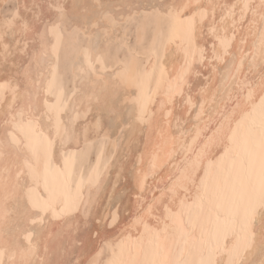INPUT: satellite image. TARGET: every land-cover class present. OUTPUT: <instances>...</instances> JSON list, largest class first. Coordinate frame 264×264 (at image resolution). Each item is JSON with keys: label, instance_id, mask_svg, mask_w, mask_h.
<instances>
[{"label": "snow or ice", "instance_id": "1", "mask_svg": "<svg viewBox=\"0 0 264 264\" xmlns=\"http://www.w3.org/2000/svg\"><path fill=\"white\" fill-rule=\"evenodd\" d=\"M31 3L37 9L31 21L20 15V4L0 15V63L12 55L6 37L13 30L24 37L21 52L32 47L30 59L19 74L0 77V222L15 214L29 226L56 224L73 217V213L79 215L81 207L87 216L88 206L80 187L71 185L66 170L59 183L47 180L54 141L45 134V121H54L55 135L62 137L67 129L61 115L70 98L84 95L88 105L114 118L113 123L120 125L119 135L134 124L151 128L154 114L150 113V85L154 74L147 67L141 71L139 54L130 45L127 31V25L139 19L147 23L136 27L137 46L149 40L153 51L175 45L185 56L175 80L169 82L166 100L161 104L162 119L163 114L173 116L169 108L176 102L175 97L182 99L185 111L198 109L197 122H203L208 114L207 100L199 101L211 97L216 105L215 116L203 122V128H194L187 138L184 132L172 138L178 143L183 141L180 149L185 159L168 177L159 195L153 194L150 201H145L148 175L173 157L172 152L161 156L159 144L153 147L148 172L136 175L139 194L134 224L142 225L144 232L135 241L129 236L115 245L108 242V221L115 223L117 219L111 210L114 205L110 206L107 219H100L103 227L100 222L96 224L95 240L103 246H93L83 264H255L251 257L257 251L264 256V0L258 5L250 0L223 4L129 0L121 5L129 9L126 16L116 15L104 0H95L101 13L91 21L72 15L64 0ZM7 4L9 0H0V8ZM45 11L47 18L41 20ZM210 20L212 25L231 21L232 34L226 30L221 35L216 27L209 26L218 42L209 53L197 47V33ZM244 22L249 32L256 30L251 43L236 31L237 23ZM20 43L15 41L17 46ZM113 45L117 53L125 52L122 59L112 55ZM237 45L242 46L239 51ZM69 47L74 57L71 75L78 85L71 90V97L59 67L61 53ZM207 55H211V61L206 60ZM225 57L230 59L225 61ZM197 58L201 63L208 62L217 79L214 83L212 76L207 77L208 84L199 90L194 104L192 96H184L183 85ZM45 65L47 75L39 71ZM219 65H224L222 70ZM130 89L135 90L134 94ZM209 124L212 135L204 143L201 133L207 136L204 129ZM158 127L153 135L166 144L170 134L163 124ZM94 129L98 130L95 134L101 147L118 145L119 136L112 140L101 119H97ZM209 144L216 148L215 154L209 153ZM143 157L141 153V161ZM101 175L98 161L89 181L95 189L101 187ZM84 224L89 227L87 220ZM24 232L27 247L17 250L0 245V264H36L39 249L33 243L34 232L31 227ZM106 255L108 258L102 259ZM39 264L49 262L41 256ZM259 264H264V259Z\"/></svg>", "mask_w": 264, "mask_h": 264}, {"label": "bare ground", "instance_id": "2", "mask_svg": "<svg viewBox=\"0 0 264 264\" xmlns=\"http://www.w3.org/2000/svg\"><path fill=\"white\" fill-rule=\"evenodd\" d=\"M13 1H15V5H21L20 15L24 19L31 21L37 12V9L32 7L31 0ZM64 2L66 7L70 9L71 14L77 18L91 21L99 17L101 13V9L97 7L95 0H64ZM128 2L129 0H104V3L109 5L111 10L118 16L128 15L129 9L121 7V5H126ZM136 2L147 3L149 0H136ZM152 2H155V0H152ZM200 2L223 4L237 3L239 0H200ZM250 2L253 5H258L260 0H250ZM1 10L2 8H0V15H2ZM47 15L48 13L45 11L41 20L46 19ZM219 16L220 10L217 9V21H219ZM237 19H239L238 15ZM146 23V21L138 19L132 24L137 27L138 24ZM132 24L127 25V28ZM231 24V21H225L212 25L210 20L197 33V47L204 48L206 52L209 51L210 53L213 44L218 42L209 30V26L216 27L221 35L226 30L231 35ZM127 31L130 45L139 54L138 63L141 71L147 67V70L154 74L150 85L153 93V104L150 105V113L154 114V123L151 128L134 124L130 129H126L122 135H119L118 128L120 125L113 123L114 118L110 119L106 112L101 113L97 106L88 105L82 94H78L66 101V112L61 115V120L65 122L63 127L67 131L62 134V137H56L53 130L54 121L49 123L46 119L45 134L50 135V138L54 141L51 151V168L48 170L47 180L50 183H59L65 178L64 173L66 170L71 185L80 187L83 202L88 206V213L85 216L84 208L81 207L79 215L73 213V217L56 224L48 223L29 226L21 222L15 214L9 215L6 220L0 222V245L17 250L27 247V241L24 239L27 233L24 230L31 227L34 232L33 243H36L39 249L36 264H39V257L41 256L49 264H72L73 261L83 264L89 257L93 246H103L101 241L95 240L96 224L100 222L101 227H103V222L100 219L101 217L107 219V209L113 205L114 207L111 210L117 219L115 223L108 221V231L105 233L108 236V242L115 245L129 236H131L132 241L137 240L138 236L144 232V229L142 225L134 224L137 212L136 196L139 194L136 191V175L140 172H148L151 160L149 154L152 152L153 147L159 144L161 156L172 152L173 157L164 160L153 174L148 175L145 182L146 194L143 197L145 201H150L153 194L159 195V190L164 188L168 177L185 159L180 149V143L183 141L181 140L178 143L172 138H179L180 132H184L187 138V134L194 128H203V122H207L210 116H215L216 105L212 103L211 97H205L199 101L204 103L207 100L206 112L208 114L203 116V122H197L196 120L198 109L185 111L186 106L182 99L175 97L174 100L176 102L169 108L173 116L168 117L167 114H163L162 119L161 104L166 100L169 82L175 80V73L184 64L185 56L175 45H168L167 48L161 47L159 51H153L149 40L147 44L137 46V42L130 41L129 28ZM236 31L239 36L245 37L249 43L257 35L255 29L249 32V26L246 22L237 23ZM123 35L124 33L121 32V36ZM16 40L21 41L19 46L15 44ZM23 40L24 37L18 30H13V33L6 37V42L10 45L9 51L12 52V55L7 62L0 63V77L6 78L13 74H19L21 68L27 64L31 56L32 47L30 46L27 52H21ZM116 47V45L112 46V55H118L122 59L125 56V52L120 51L117 53ZM239 47L242 46L237 45V51H239ZM73 59L70 47L61 53L59 67L61 75L64 76L65 90L69 97H71L73 87H78L71 75ZM229 59V57H225V61ZM206 60L211 61V55H207ZM207 61L201 63L198 58L194 60L185 77L186 84L183 85V93L185 97L192 96L194 104L197 103L199 90L208 84L207 77L211 78L212 76L214 83L217 79L216 74L211 73V66ZM50 62L55 66L54 59L50 58ZM215 63L213 61V64ZM223 67L224 65H219V70H222ZM161 69L164 70L163 77H161ZM39 71H44L45 75H47L46 65L42 66ZM220 91L226 98V91L223 88ZM129 92L134 94L135 90L130 89ZM213 92H215V89H213ZM217 102H219V98ZM78 113L79 115H77ZM97 119L102 120L104 131L110 133L112 140H117L119 136L118 145H103L101 147L95 134V131L98 130L94 129ZM124 119L128 120V116L125 115ZM160 124H163L170 134L166 144L153 135L154 131L158 133V125ZM177 127L179 131H177ZM210 127L211 125L209 124L208 128L204 129L207 132V136L201 133V140L204 143H208V137L212 135L209 130ZM100 135H103V132H100ZM188 143H191L190 139H188ZM201 147H203V144H201ZM208 151L211 154H215L216 148L209 144ZM101 152L103 155H101ZM141 153L144 154L143 161L140 159ZM98 161L102 173L100 177L101 187L95 189V185H90L89 181L93 174V169L98 165ZM105 164L107 165L106 170H104ZM113 185H115V188H113ZM40 187H43V183H41ZM149 188L151 189L150 191ZM89 196H91V203L89 202ZM9 210L11 211V208ZM85 220L88 221V228L85 227ZM107 258V255L102 257L105 260ZM251 259L255 264H259L260 260L264 259V256L257 251Z\"/></svg>", "mask_w": 264, "mask_h": 264}, {"label": "rangeland", "instance_id": "3", "mask_svg": "<svg viewBox=\"0 0 264 264\" xmlns=\"http://www.w3.org/2000/svg\"><path fill=\"white\" fill-rule=\"evenodd\" d=\"M15 5V1L13 0H9V4L4 5V7L2 8V13L5 9H7L10 6H14ZM129 38L131 42H137V37H136V27L134 24L130 25L129 27Z\"/></svg>", "mask_w": 264, "mask_h": 264}]
</instances>
